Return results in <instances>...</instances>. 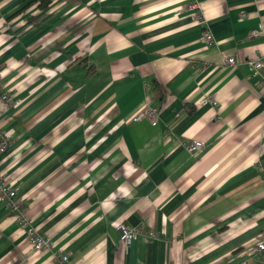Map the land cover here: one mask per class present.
Instances as JSON below:
<instances>
[{
    "label": "crops",
    "instance_id": "1",
    "mask_svg": "<svg viewBox=\"0 0 264 264\" xmlns=\"http://www.w3.org/2000/svg\"><path fill=\"white\" fill-rule=\"evenodd\" d=\"M27 1L0 0V170L51 245L34 250L0 200V264H61L59 250L69 264H264L249 253L264 239V97L247 64L264 58V0H199L211 44L189 0ZM120 221L142 230L128 246Z\"/></svg>",
    "mask_w": 264,
    "mask_h": 264
},
{
    "label": "built area",
    "instance_id": "2",
    "mask_svg": "<svg viewBox=\"0 0 264 264\" xmlns=\"http://www.w3.org/2000/svg\"><path fill=\"white\" fill-rule=\"evenodd\" d=\"M187 11L191 12L193 17L196 19L198 23L203 26L202 31V40L206 42V44H211L215 41V35L210 27V23L208 17L206 16L202 4L199 0H189L188 4L186 5ZM247 12L243 11L241 13L240 19L245 18ZM264 34V22L260 20L252 30L251 36H261ZM226 61L229 64H235L237 59L234 55L226 56ZM247 64L249 69L254 75L257 80L258 87L262 90V95L264 97V58L260 55L257 57H251L247 59ZM149 85V84H148ZM3 97H7V94L3 92ZM209 101L213 102L214 105H218V102L213 98L209 97ZM158 106L155 105H148L143 112V114L156 117L158 113ZM140 116V115H139ZM11 144V134L10 132H4L0 130V154H4L10 148ZM204 146V142L202 141H193L190 146L189 150L192 154L199 153ZM261 174L264 175V162L261 160L258 162ZM17 190L13 185L12 179L9 175L0 170V200H6L8 204L14 209L18 210L19 213H16L17 219L21 222L23 226L27 227L28 236L31 240L32 246L34 250H41L45 248H49L51 245V237L45 233L39 231V229L33 225H30L29 219L26 214V209L20 204L16 199ZM119 230L122 231V241L125 245H130L132 239L140 233L142 230L139 227H131L124 222H116L115 224ZM153 236H156L153 234ZM264 249V239H261L258 244L249 250V253L261 256V252ZM55 256L59 258L61 264H69V256L61 250L54 252Z\"/></svg>",
    "mask_w": 264,
    "mask_h": 264
},
{
    "label": "trees",
    "instance_id": "3",
    "mask_svg": "<svg viewBox=\"0 0 264 264\" xmlns=\"http://www.w3.org/2000/svg\"><path fill=\"white\" fill-rule=\"evenodd\" d=\"M32 3H38L40 7H42L43 9H46L51 3V0H28L27 3L22 7V10L26 9V7H28ZM22 10H20V12ZM262 256H263L262 261H264V249L262 251Z\"/></svg>",
    "mask_w": 264,
    "mask_h": 264
}]
</instances>
